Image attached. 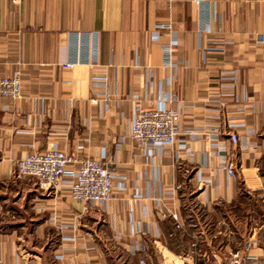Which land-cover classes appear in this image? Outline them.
I'll return each instance as SVG.
<instances>
[{
	"label": "crops",
	"instance_id": "crops-1",
	"mask_svg": "<svg viewBox=\"0 0 264 264\" xmlns=\"http://www.w3.org/2000/svg\"><path fill=\"white\" fill-rule=\"evenodd\" d=\"M17 70L23 96L0 97V263L264 259V0H0V78ZM136 102L183 107L172 147L137 145ZM54 146L105 161L115 195L85 207L17 175Z\"/></svg>",
	"mask_w": 264,
	"mask_h": 264
},
{
	"label": "built area",
	"instance_id": "built-area-1",
	"mask_svg": "<svg viewBox=\"0 0 264 264\" xmlns=\"http://www.w3.org/2000/svg\"><path fill=\"white\" fill-rule=\"evenodd\" d=\"M167 60H170L169 51ZM62 65L71 67L73 63L64 62ZM22 96L23 78L19 70L0 78V97L19 99ZM182 113V106L174 107L161 104L148 108L143 103L136 102L134 103L130 134L139 147L148 151L155 149L162 151L172 147L178 141L181 133ZM230 139L236 143L238 141L237 134L230 133ZM74 163H78V167H72L71 164ZM224 167L228 175L233 178L238 177L237 165L233 157L227 158ZM16 168L18 176L35 178L44 190L56 188L61 182L65 183L66 189L72 197L85 207L94 204L103 205L116 192L114 185L116 174L105 161L94 157H85L77 161L73 153H68L65 149L57 146L44 152L26 153L16 161ZM256 244V239L249 242V246ZM213 257L214 264H264V259L240 249L230 251L225 259L217 253H214Z\"/></svg>",
	"mask_w": 264,
	"mask_h": 264
},
{
	"label": "rangeland",
	"instance_id": "rangeland-1",
	"mask_svg": "<svg viewBox=\"0 0 264 264\" xmlns=\"http://www.w3.org/2000/svg\"><path fill=\"white\" fill-rule=\"evenodd\" d=\"M4 264V263H3Z\"/></svg>",
	"mask_w": 264,
	"mask_h": 264
}]
</instances>
